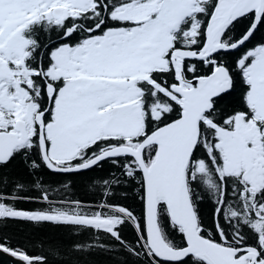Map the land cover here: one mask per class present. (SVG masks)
Wrapping results in <instances>:
<instances>
[{"label":"snow or ice","instance_id":"snow-or-ice-1","mask_svg":"<svg viewBox=\"0 0 264 264\" xmlns=\"http://www.w3.org/2000/svg\"><path fill=\"white\" fill-rule=\"evenodd\" d=\"M17 158L42 190L0 181V223L90 231L77 251L111 241L139 264H264V0H0V168ZM105 163L94 207L39 178ZM125 183L139 215L113 202Z\"/></svg>","mask_w":264,"mask_h":264},{"label":"trees","instance_id":"trees-1","mask_svg":"<svg viewBox=\"0 0 264 264\" xmlns=\"http://www.w3.org/2000/svg\"><path fill=\"white\" fill-rule=\"evenodd\" d=\"M240 89L237 88L232 97L223 103L232 105L238 102ZM117 169L111 164L105 163L102 168H96L80 175H62L43 169L39 178L43 189H46L50 197L56 201L79 200L86 206L94 207L102 202L105 186L102 179H107ZM35 175L29 172L23 161L19 158L7 167L0 168V181L6 180L8 187L21 183L25 190L36 195L42 189H36ZM0 187H3L0 184ZM114 203L123 204L134 210L136 214L142 211L140 200L136 197L135 189L131 184H123L115 189ZM40 205L33 203H21L22 208H36ZM201 215L207 220L212 211V203L205 199L200 204ZM123 236L129 242H135V232L132 227L123 230ZM0 236L9 238L14 247L23 246L32 255H44L48 257V264H139L134 256H129L118 246L108 241L107 250L89 249L77 251L74 245L90 242L93 234L90 231L75 230L66 226H58L51 223L33 224L27 222L7 221L0 223ZM55 253V254H53ZM141 260L143 257L140 258Z\"/></svg>","mask_w":264,"mask_h":264},{"label":"water","instance_id":"water-1","mask_svg":"<svg viewBox=\"0 0 264 264\" xmlns=\"http://www.w3.org/2000/svg\"><path fill=\"white\" fill-rule=\"evenodd\" d=\"M0 264H22L17 258L0 252Z\"/></svg>","mask_w":264,"mask_h":264}]
</instances>
